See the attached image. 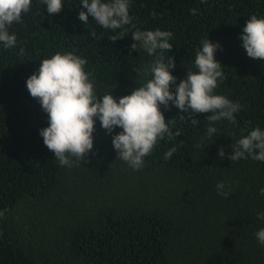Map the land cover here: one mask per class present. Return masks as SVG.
<instances>
[{"label": "trees", "instance_id": "trees-1", "mask_svg": "<svg viewBox=\"0 0 264 264\" xmlns=\"http://www.w3.org/2000/svg\"><path fill=\"white\" fill-rule=\"evenodd\" d=\"M63 5L49 14L43 0H32L9 28L16 46L0 43V264H264L255 236L264 228V161L228 158L241 135L264 130V61L248 57L241 41L245 22L264 17V0H129L131 23L115 30L91 16L82 23L81 0ZM137 29L172 32L173 47L164 55L175 61L170 71L177 83L197 70L203 39L218 42L224 78L215 93L240 105L236 123L216 122L211 141L207 114L192 125L171 101L161 105L180 135L158 141L134 170L112 145L122 129L109 134L97 118L93 149L81 163L71 158V167L61 166L39 134L47 113L26 78L43 58L73 52L87 61L97 95L109 90L118 100L150 78L143 69L155 57L139 42L130 47ZM221 181L226 198L217 191Z\"/></svg>", "mask_w": 264, "mask_h": 264}, {"label": "clouds", "instance_id": "clouds-1", "mask_svg": "<svg viewBox=\"0 0 264 264\" xmlns=\"http://www.w3.org/2000/svg\"><path fill=\"white\" fill-rule=\"evenodd\" d=\"M43 3L49 14L59 13L64 6L63 0H43ZM31 6L32 0H0V43L4 48L16 46V35L10 33L9 28L13 23L21 22L22 13H27ZM81 6L86 11H79L78 18L84 24L88 23L89 16L104 29H120L131 23L129 0H81ZM89 31L95 36L94 29ZM172 35V32L160 29H137L132 33L134 43L130 47L136 50V42H139L155 59L143 69V74L150 78L118 100L109 90L102 96L97 95L91 74L85 71L87 61L75 53L56 52L40 61L38 70L26 78V87L47 113L48 124L39 130V134L61 166L71 167V158L81 163L87 157L93 149L97 118L109 134L115 127L122 129L112 135V145L117 156L134 170L143 167L144 158L152 153L158 141L166 135L169 139L180 135L179 130L173 133L169 128L161 105L167 108L171 101L183 113L179 115L180 120L190 121L192 125L199 124L196 115L207 114L206 136L211 141L213 136H218L216 122L227 119L236 123L235 113L240 110V105L215 93L218 81L224 78L222 65L215 59V53L221 47L219 43L205 37L195 54L197 70L187 71L185 78L177 83L170 71L175 67V61L164 55L173 47L169 43ZM123 36L121 33L109 39L115 41ZM241 41L248 57L264 61V17L252 15L245 22ZM173 87L174 91L171 90ZM231 147L228 158L233 162L249 157L264 161V130L253 128L236 139ZM175 151V147L171 148L165 153V159H170ZM218 156L225 157L223 148L218 149ZM216 187L219 195L225 198L230 195L223 191L222 181ZM260 194L264 196V188ZM3 215L0 211V217ZM259 218L264 220V213H260ZM255 236L264 245V228Z\"/></svg>", "mask_w": 264, "mask_h": 264}]
</instances>
